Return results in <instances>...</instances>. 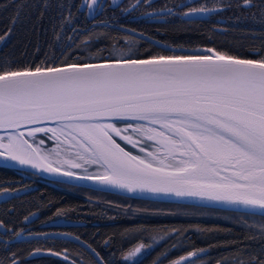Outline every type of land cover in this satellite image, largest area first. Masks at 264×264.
I'll return each instance as SVG.
<instances>
[{
    "label": "trees",
    "instance_id": "1",
    "mask_svg": "<svg viewBox=\"0 0 264 264\" xmlns=\"http://www.w3.org/2000/svg\"><path fill=\"white\" fill-rule=\"evenodd\" d=\"M81 1L0 0V36H5L0 41V67L111 57L117 50L131 49L129 56L166 51L131 29L173 45H207L255 58L264 55V0H253L255 6L250 8L241 6L242 0H154L151 4L142 0L126 13L123 9L132 0H122L114 8L104 6L93 17L82 10ZM148 5L171 11L152 20L142 14ZM193 7L217 10L184 17L183 12ZM29 139L35 145V135ZM49 144L38 139L50 157L60 158L61 152ZM4 188L21 192L0 201V223L6 228L0 231V264L13 260L17 264H99L82 244L65 237L10 240L19 230L71 232L89 243L106 264H216L223 258L234 264L237 256L264 258V239L257 228L247 226L264 224L259 213L48 182L33 172L0 165V189ZM139 244L147 247L125 260L123 254ZM37 248L40 254H34ZM199 248L206 251L180 259Z\"/></svg>",
    "mask_w": 264,
    "mask_h": 264
},
{
    "label": "snow or ice",
    "instance_id": "2",
    "mask_svg": "<svg viewBox=\"0 0 264 264\" xmlns=\"http://www.w3.org/2000/svg\"><path fill=\"white\" fill-rule=\"evenodd\" d=\"M139 3L140 0H136L131 8L134 9ZM97 4L98 0H91L90 3L84 0L83 6L91 13ZM241 6L250 8L255 5L253 0H242ZM216 10L193 7L184 15ZM261 14L264 15V6H261ZM11 22L15 24V17ZM4 39L5 36H0V41ZM130 51L117 50L99 64L69 63L58 66L41 62L35 68L0 67V128H18L21 124H36L41 120H79L99 115L126 116L133 113L141 114V118L151 116L153 123L164 120V126L171 128L173 124L167 121L174 114L180 118L174 123L188 121L187 128L175 129L178 140L168 136L163 141L169 153L176 152L178 145L186 149L181 155L188 159L180 161L183 167L178 173H164L162 168H155L151 172V181L130 180L133 174L146 173L152 166L145 165L144 169L128 166V159L137 158L129 157L107 131L111 129L119 135V130L111 124L76 125L79 134L111 169L110 174L80 179L96 180L101 186L116 184L129 190L134 184L141 187L147 185L150 191H175L177 197L207 194L211 199L228 201L230 207L264 215V55L259 59L227 55L214 57L209 54L214 50L209 48L203 50V54L132 59ZM48 131L55 134L56 130L32 128L28 135L36 132L47 134ZM156 134L165 136L163 132ZM19 135L22 137L24 134ZM149 139L152 137L149 136ZM25 145L27 149H32L27 140L10 137L6 158L0 159V164L18 162L20 166H41L33 162ZM0 157H5V152H0ZM225 161L231 164L232 177L235 178L227 184L201 186L194 180H185L182 184L192 187H164L172 183L173 177L179 173L193 177L215 176L218 174L216 166ZM139 163L143 164L144 161ZM71 167L79 168L81 165L73 163ZM45 170L60 171L51 165ZM62 175L72 177L73 173L65 171ZM226 187L245 191L233 196L201 190ZM6 192L7 188L0 189V194ZM244 223L247 224L246 221ZM247 226L257 228L260 238L264 239V224ZM0 227H3L2 223ZM143 247L147 245L139 244L134 250L129 249L123 254L124 259H129ZM205 251L199 248L187 255L195 256ZM40 253L41 249L37 248L34 254ZM51 254L58 255L55 252ZM11 264L17 262L13 260ZM172 264H179V261ZM216 264H227V258L218 260ZM234 264H264V258L250 255L243 259L237 256Z\"/></svg>",
    "mask_w": 264,
    "mask_h": 264
},
{
    "label": "water",
    "instance_id": "3",
    "mask_svg": "<svg viewBox=\"0 0 264 264\" xmlns=\"http://www.w3.org/2000/svg\"><path fill=\"white\" fill-rule=\"evenodd\" d=\"M121 0H115V3L113 0H111L112 5H116ZM91 2V0H90ZM89 2V3H90ZM136 0L132 3L134 4ZM131 4V5H132ZM131 5H129L125 11H128L131 8ZM100 9V6H98L97 11ZM168 8H164L161 10L156 11H150L148 13L154 14V13H163L165 11H168ZM87 12L90 13L87 9ZM185 12H188L186 10ZM184 12V13H185ZM207 13V12H206ZM206 13H195L191 15L183 16L185 17H200L204 16ZM130 30V29H129ZM130 31L134 32L137 35H140L143 38H146L148 40H151L156 45L165 48L169 51L165 52H156V53H147L142 55H132L130 56L132 59H149L151 57L155 56H175V55H195V54H203V50L209 49L211 47L206 45H197V46H179V45H173L166 42H163L155 37H152L146 33H143L141 31L131 29ZM213 49V48H211ZM213 53H209L210 55H213L214 57L216 55H227L232 56L240 59H258L250 56H244V55H238V54H232V53H223L219 52L215 49H213ZM110 57H100V58H92V59H84V60H70V61H62V62H53L49 63L47 65H58L61 66L62 64H69V63H103L104 60L109 59ZM37 65L32 64H15L12 66H9L11 68H24V67H32L35 68ZM180 118L176 115H170L168 118V123H172L173 126L171 128L165 127V121L164 120H157L156 123H153V118L151 116H144L141 118V114L139 113H133L126 116H117V115H99V116H92L88 119H79V120H41L40 122L36 124H21L18 128L17 127H7V128H0V152H5V157H0V159L6 158V146L8 145L9 141L2 139L3 136H7L8 138L16 136L18 140L23 141L27 140L29 144L32 145V149H35V151H32V149H27V145H25V148L28 150V152L31 153L33 162L41 165L39 167L33 168L31 164L20 166L18 162H9L8 164H0L5 165L9 167L24 169L28 171L35 172L40 175L41 179L44 180H61L68 183H75V184H83L91 187L101 188V189H107L111 191H116L128 195H134V196H141V197H148V198H156V199H164V200H173V201H183V202H190V203H196L201 205H209V206H217V207H226V208H232L237 210H244L242 208H234L230 207L229 202L226 200H215L211 199L209 195H195V196H183V197H177L175 195V191H150L149 186H137L134 184L133 188L129 190V188H121L116 184H109L101 186L99 181L96 180H83L80 179V177L85 176H99L103 174H110L111 169L108 168V166L99 158V154L96 153L94 149L91 148V145L87 143L86 140L82 136L79 135V130L77 129L76 125H109L111 122L115 121H133V122H140L143 124L144 128H146V131L144 132L143 136L147 139H149V136L152 137V139H149L152 141L155 145H158L162 147L166 153H169L164 146L163 141L165 140V137L171 136L173 139H179L178 134L175 132V129L177 127H188V121H185L183 124L181 123H174L178 121ZM32 128H45V129H55V134L53 132L48 131L55 140L58 142H61L68 147H70L73 151L78 153L80 156L85 158L87 161L95 160L96 164L99 169L94 172L89 171H83L78 170L73 167H65L60 165L59 163H54L49 159V157L42 154L38 147L32 144V142L27 138L29 130ZM108 133L111 135H114L118 137L119 139L123 141H128V139H124L126 137L124 134H122L119 131V135L115 131H112L111 129H107ZM157 132H163L165 133V136H158ZM23 133L24 135L21 137L19 134ZM111 138L115 141L116 144L120 146V148L124 149V152L128 154L129 157H136V160H127L128 166L132 169H144L145 165H151V169H147L146 173H141L139 175L133 174V176L130 177V180H146L151 181L153 179V176L151 175L152 169L155 168H162L164 170V173H178L179 169L183 167L182 164L171 166L167 163L157 164L148 161L147 159L143 157H139L136 154L130 152L126 148H124L116 139H114L112 136ZM178 150L174 152L175 154H181V152L185 151L186 149L181 146H177ZM124 157L122 156V159ZM185 159H188L187 156H184ZM144 161L143 164H140L139 161ZM226 162V161H225ZM51 165L52 168H57L60 171L59 172H52V171H46L45 168ZM218 174L215 176H203V177H193L187 173H179L178 175L173 177V182L165 185L164 187L170 188V189H177V188H187L192 187V185H184L182 184L185 180H194L197 185H207L209 183H216V184H227L230 181L234 180L235 178L232 177L233 168L231 164L228 162L227 164H224L222 162L220 165L216 166ZM70 171L73 173L72 177H64L62 175L63 172ZM156 175H160V173H157ZM157 187H160V185H157ZM205 193H221V194H231L233 196L238 194H243L245 190L243 189H236V188H202L201 189ZM10 196L9 192L0 194V200L6 199ZM3 230V229H2ZM19 233V235H18ZM12 239H19V238H25V237H31V236H60L69 238L72 240L77 241L78 243L82 244L91 254L94 256V258L98 261L99 264H105L98 252L89 245L86 241L76 237L74 234H71L69 232H62V231H48V232H40V233H31V234H21L18 232ZM95 250V251H93Z\"/></svg>",
    "mask_w": 264,
    "mask_h": 264
},
{
    "label": "flooded vegetation",
    "instance_id": "4",
    "mask_svg": "<svg viewBox=\"0 0 264 264\" xmlns=\"http://www.w3.org/2000/svg\"><path fill=\"white\" fill-rule=\"evenodd\" d=\"M99 1L102 3V5H101V4L99 5V6H100V10H99V12L103 9L104 6H106V8H114V7H116V6H112V5H111V0H99ZM141 1H142V0H140V2H141ZM153 1H154V0H150V4H151ZM89 2H90V0H89ZM121 2H122V1H121ZM121 2H120V3H121ZM131 2H133V0H132ZM131 2H130V3H131ZM130 3H129V4H130ZM144 3L147 4V3H149V2H148V0H144ZM129 4H128V5H129ZM128 5H127V6H128ZM117 6H118V5H117ZM127 6H126V7H127ZM148 6H149V7L146 8V9L143 11V13H142L143 15H145V14H146L147 12H149V11H156V10H161V9H163V8H157V7H156V8H152L151 5H148ZM126 7H125V8H126ZM125 8H124V9H125ZM124 9H123V12L126 13V11H124ZM82 10H85V12H86V14H87V9H86L85 6H83ZM130 10H131V9H130ZM130 10H128L127 12H129ZM99 12H98V13H99ZM139 15H141V13H140ZM156 15H158V14H156ZM145 16H149V15H145ZM153 16H154V15H153ZM152 20H153V19H152Z\"/></svg>",
    "mask_w": 264,
    "mask_h": 264
},
{
    "label": "rangeland",
    "instance_id": "5",
    "mask_svg": "<svg viewBox=\"0 0 264 264\" xmlns=\"http://www.w3.org/2000/svg\"><path fill=\"white\" fill-rule=\"evenodd\" d=\"M80 4H81V2H80ZM117 5V4H116ZM115 5V6H116ZM138 134H140V135H142L143 134V132H138ZM14 138H17L16 136H13ZM5 140V139H4ZM7 141H9V138H7L6 139ZM143 142L145 143V144H147V145H149L151 148H153V149H156L157 148V146H155V145H153V143L150 141V140H148V139H143ZM153 151V150H152ZM141 152V151H140ZM154 152V151H153ZM141 153H143V152H141ZM155 153V152H154ZM56 160V159H55ZM66 163V162H65ZM67 164V163H66ZM72 163H70L69 165H71ZM98 167L95 165V164H91V166H90V169L91 170H96Z\"/></svg>",
    "mask_w": 264,
    "mask_h": 264
},
{
    "label": "bare ground",
    "instance_id": "6",
    "mask_svg": "<svg viewBox=\"0 0 264 264\" xmlns=\"http://www.w3.org/2000/svg\"><path fill=\"white\" fill-rule=\"evenodd\" d=\"M79 133V132H78ZM109 134V133H108ZM80 135V134H79ZM110 135V134H109ZM81 136V135H80ZM113 140V139H112ZM228 162L226 161V162H224V164H227Z\"/></svg>",
    "mask_w": 264,
    "mask_h": 264
}]
</instances>
